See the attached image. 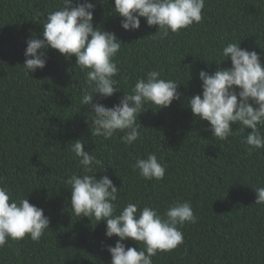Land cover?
I'll use <instances>...</instances> for the list:
<instances>
[{"label": "trees", "instance_id": "obj_1", "mask_svg": "<svg viewBox=\"0 0 264 264\" xmlns=\"http://www.w3.org/2000/svg\"><path fill=\"white\" fill-rule=\"evenodd\" d=\"M91 2L94 26L122 42L116 56L121 91L106 98L95 94L93 102L118 104L152 69L180 82V99L166 108L145 106L137 121L141 138L133 145L121 141L124 133L91 135L93 110L80 103L91 89L74 55L66 58L49 48L43 69L26 75L23 68L27 40L41 35L47 13L60 0H0V186L13 198L26 196L50 220L38 242L29 236L9 239L0 248V264H111L107 246L119 237H106V221L77 217L70 205L65 181L82 171L72 152L80 139L101 161L97 179L107 175L120 187L118 210L138 202L140 209L147 205L164 213L178 200L190 201L197 222L183 225L184 243L158 252L153 264H264V205L255 204L253 188L264 186V149L248 151L244 138L251 129L239 133L238 124L232 125L237 134L217 140L209 122L194 116L187 103L202 93L199 72L217 69L227 43L255 50L264 63V0H205L199 24L163 39L143 17L138 30L123 29L114 0ZM219 67H231L230 58ZM148 153L166 165L162 180H145L133 171L136 159ZM124 243L143 247L131 239Z\"/></svg>", "mask_w": 264, "mask_h": 264}, {"label": "clouds", "instance_id": "obj_2", "mask_svg": "<svg viewBox=\"0 0 264 264\" xmlns=\"http://www.w3.org/2000/svg\"><path fill=\"white\" fill-rule=\"evenodd\" d=\"M95 4L91 0H60V6L47 13L43 31L39 37L27 40L25 74L46 66V50H58L66 58L76 57L75 64L85 74V83L91 91L84 90L80 103L91 106L90 132L93 136L112 138L117 133L125 145H133L141 138L139 114L145 106L153 104L156 109L171 106L180 99L177 88L180 82L163 78L162 71L152 69L138 78L131 91H124L118 104L106 107L93 102L95 94L101 98L112 96L119 90L116 78L120 69L116 56L122 42L114 32L94 26ZM205 0H114L113 12L121 17V27L138 30L141 17L148 26H156L161 39L169 32L178 33L202 21ZM40 18L37 15L36 19ZM221 61L231 60V67L221 69L220 62L214 72L201 70L202 93L187 100L194 116L209 122L212 136L227 141L237 134L232 127L238 124L239 133L251 129L244 138L248 151L264 149V63L255 51L241 48L239 42H229L219 50ZM189 77L188 79H190ZM80 140L72 144V152L79 158L81 173H72L65 181L70 185V205L77 217L94 218L98 223L106 221L105 236L119 237L115 246H107L111 264H153L158 252H170L184 243L180 230L186 223H196L190 201H177L164 213L152 206L140 209L138 202H129L118 210L119 189L103 175L95 173L101 161ZM145 180H162L166 165L158 161L155 153L137 158L132 165ZM255 204L264 205V186L253 187ZM50 220L44 210L31 204L25 196L13 198L6 186H0V248L9 239L22 240L29 236L38 242L49 228ZM131 239L142 248L127 247L124 241Z\"/></svg>", "mask_w": 264, "mask_h": 264}]
</instances>
